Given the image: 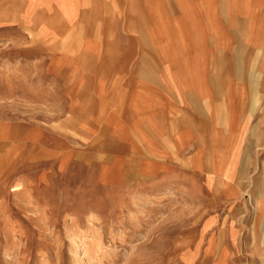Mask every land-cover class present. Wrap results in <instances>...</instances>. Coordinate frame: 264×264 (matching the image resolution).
Instances as JSON below:
<instances>
[{
  "label": "crops",
  "instance_id": "0c3cea01",
  "mask_svg": "<svg viewBox=\"0 0 264 264\" xmlns=\"http://www.w3.org/2000/svg\"><path fill=\"white\" fill-rule=\"evenodd\" d=\"M17 21L53 42L75 97L95 79L119 96L108 111L139 126L148 175L173 169L179 192L227 202L207 216L204 261L264 264V0H0V22Z\"/></svg>",
  "mask_w": 264,
  "mask_h": 264
},
{
  "label": "rangeland",
  "instance_id": "374dc122",
  "mask_svg": "<svg viewBox=\"0 0 264 264\" xmlns=\"http://www.w3.org/2000/svg\"><path fill=\"white\" fill-rule=\"evenodd\" d=\"M20 25L0 22V264H214L207 216L227 202L179 192L173 169L148 175L139 126L108 111L119 96L95 79L75 97L53 42Z\"/></svg>",
  "mask_w": 264,
  "mask_h": 264
}]
</instances>
